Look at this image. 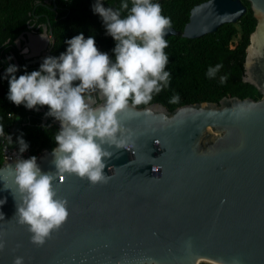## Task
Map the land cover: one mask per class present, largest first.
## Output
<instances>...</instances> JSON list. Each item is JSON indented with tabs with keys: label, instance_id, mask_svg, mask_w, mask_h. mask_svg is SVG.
<instances>
[{
	"label": "water",
	"instance_id": "obj_1",
	"mask_svg": "<svg viewBox=\"0 0 264 264\" xmlns=\"http://www.w3.org/2000/svg\"><path fill=\"white\" fill-rule=\"evenodd\" d=\"M51 1L55 10V0L43 4ZM246 1L257 23L242 80L261 97L221 96L170 109L159 101L130 102L119 114L128 150L109 149L108 182L92 186L74 175L54 181L69 215L42 247L30 242L15 217L20 194L10 166L17 160H3L0 264H13L17 256L24 264H264V0H205L191 8L181 32L171 28L166 37L214 33L236 23ZM49 25L39 34L27 25L15 40L18 50H27L22 57L28 64L49 57L55 42ZM94 95L93 106L102 105ZM31 110L47 121L44 107ZM50 124L60 128L55 119ZM53 148L35 156L42 172L55 171Z\"/></svg>",
	"mask_w": 264,
	"mask_h": 264
},
{
	"label": "clouds",
	"instance_id": "obj_2",
	"mask_svg": "<svg viewBox=\"0 0 264 264\" xmlns=\"http://www.w3.org/2000/svg\"><path fill=\"white\" fill-rule=\"evenodd\" d=\"M122 10H127L124 17ZM92 11L115 42L114 59L97 48L92 36L85 39L81 33L66 41L67 49L59 57L45 58L39 70L18 78L14 75L16 66L9 65L5 70L9 101L27 109L47 106L46 115L60 124L52 150L55 171H41L35 157L41 151L10 166L20 194L15 217L27 227L30 242L37 247H42L69 215L67 200L58 196L54 181L74 175L92 186L107 183L104 169L113 156L109 149L128 150L124 137L127 130L119 114L130 102L133 106L149 104L169 84L170 72L165 71L169 57L164 49L172 24L170 17L162 15L159 3L131 0L130 8L124 2L114 10L96 0ZM221 67H210L206 75L213 78ZM226 79L221 77V83ZM94 94L103 99L102 105L93 106ZM179 99L177 94L170 102L178 103ZM17 142L23 153L28 144L22 138ZM4 247L0 241V250ZM13 264H24L23 257H15Z\"/></svg>",
	"mask_w": 264,
	"mask_h": 264
},
{
	"label": "trees",
	"instance_id": "obj_3",
	"mask_svg": "<svg viewBox=\"0 0 264 264\" xmlns=\"http://www.w3.org/2000/svg\"><path fill=\"white\" fill-rule=\"evenodd\" d=\"M203 1L205 0H153L161 5L162 15L170 17L171 28L178 32L189 21L191 8ZM55 2L57 8L53 11L47 4H43L45 0H0V127L4 129L3 135L7 137L8 145L19 148L17 141L22 138L28 144L31 156L44 149L51 150L55 146V135L59 128L50 124L49 118L43 123L42 111L27 109L23 105L16 106L7 99L9 85L5 70L9 65H14L11 54L18 61L19 67L14 74L17 78L39 70L42 64L25 65V60L16 49L15 40L27 30V25L34 21L38 25L49 20L55 38L49 57H59L67 49L66 41L82 33L85 39L92 36L97 48L114 59L112 50L115 42L106 34L102 19L92 11L96 0ZM124 2L131 7V0H102L104 7L114 10L119 9ZM245 3L248 6V2ZM49 6H53V1ZM34 15L38 16V20L33 21ZM126 15L127 10H122L121 16ZM256 23L248 6L236 23L222 24L214 33L196 39L176 35L165 37L168 47L164 51L169 57L165 71L170 72L169 84L159 94H155L152 101H159L170 109L186 102L218 101L221 96L260 98L261 94L255 87L242 80L246 48ZM217 64L222 67L213 78H209L206 75L208 69ZM223 76L227 79L221 83ZM177 94L179 102H170ZM42 107L48 111L47 106ZM15 124L18 127L12 132ZM1 162L0 159V164Z\"/></svg>",
	"mask_w": 264,
	"mask_h": 264
},
{
	"label": "built area",
	"instance_id": "obj_4",
	"mask_svg": "<svg viewBox=\"0 0 264 264\" xmlns=\"http://www.w3.org/2000/svg\"><path fill=\"white\" fill-rule=\"evenodd\" d=\"M6 139L7 137L4 135L0 137V159L2 161L5 159L19 160V159H28L32 157L31 152L28 148L23 153H21L18 147L8 145ZM198 264H213V263L201 261Z\"/></svg>",
	"mask_w": 264,
	"mask_h": 264
},
{
	"label": "flooded vegetation",
	"instance_id": "obj_5",
	"mask_svg": "<svg viewBox=\"0 0 264 264\" xmlns=\"http://www.w3.org/2000/svg\"><path fill=\"white\" fill-rule=\"evenodd\" d=\"M46 5V4H45ZM50 5V3L49 4H47L46 6H48L50 9L52 8V6L50 7L49 6ZM57 8V7H56ZM56 10V9H55ZM54 11V10H53ZM34 20H38V16L37 15H34V17H33V21ZM47 23V20H46V22H44V23H41V24H35V21L34 22H31V24H29V26L31 27V29H30V31L33 33V34H39V33H41L42 32V26L44 25V24H46ZM49 48H50V45H47V47H46V49H44L43 51H42V54H44L45 52H47V50H49ZM17 49V48H16ZM18 50V49H17ZM25 48H22L21 50H18L19 52H20V54L23 56V54H26L27 53V51L25 52ZM51 52V51H50ZM29 60H25V62H24V64L25 65H30V64H28L27 62H28ZM42 63V62H41ZM15 66V65H14ZM19 67V66H18ZM17 67V68H18ZM49 119H50V121H53L54 120V118L53 117H48Z\"/></svg>",
	"mask_w": 264,
	"mask_h": 264
}]
</instances>
